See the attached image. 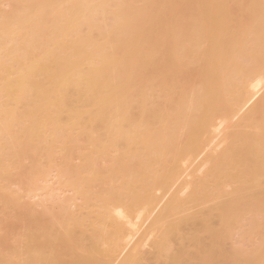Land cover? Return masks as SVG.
Instances as JSON below:
<instances>
[{
  "label": "bare ground",
  "instance_id": "1",
  "mask_svg": "<svg viewBox=\"0 0 264 264\" xmlns=\"http://www.w3.org/2000/svg\"><path fill=\"white\" fill-rule=\"evenodd\" d=\"M263 90L264 0H0V264H264ZM56 164L82 214L3 192Z\"/></svg>",
  "mask_w": 264,
  "mask_h": 264
},
{
  "label": "rangeland",
  "instance_id": "2",
  "mask_svg": "<svg viewBox=\"0 0 264 264\" xmlns=\"http://www.w3.org/2000/svg\"><path fill=\"white\" fill-rule=\"evenodd\" d=\"M6 2L7 1H3L1 3L3 4V7L2 6L1 7L5 10H8L10 6L8 3L6 4ZM262 97H264V90L257 97L255 102L261 99ZM240 117L241 115L235 117V121L238 120ZM222 135L223 134H221L216 140L217 144L221 142ZM217 148H218V152L221 151L224 148V143H220V145ZM74 160L76 164L80 163V161H78L77 158ZM200 161L201 160H199L197 163H195L193 166L189 168L188 174L192 173L193 171L194 172L193 174H195V176H199V177L203 176L205 168L204 169L199 168L198 164ZM58 166L59 165L56 164L53 167H51L48 170V173L45 177H40L39 179H35L33 183L30 182L29 178L19 179L14 175L11 181H6L3 183V186L5 187V190L3 192L6 193L10 198H14L15 200L16 198L19 199L20 201V204L18 202L19 208L22 206L24 208H27V210L29 208L30 211L33 213L36 211L37 213L43 214L44 212V215L47 216L50 214L53 215L56 214L57 216H61L64 213V211L72 212V213L74 212V214L76 212V214L78 215L82 214L79 213L80 211L77 212V210L82 208L79 205H83V201L80 198H76L75 196L76 194L73 188L66 182V177L59 172ZM187 181L189 182L190 180L188 179ZM188 191L189 189L188 190L185 189L183 192L184 194H186L188 193ZM61 207L63 208V211L61 210ZM84 211L85 212H83V214L86 213V210ZM17 214H16V209L13 208L12 205L3 206V202L0 201V237L4 239L3 242L0 241V248L2 247V243H5V245L9 247H14V246H16L17 248L18 246L20 247L19 245L20 239L24 237L25 232L23 230L24 228H22V224L17 219ZM252 219L253 216L251 214L246 215L245 220L243 221L245 227L248 226L249 222ZM147 225H149L148 222L143 225V227L140 229V233L137 236H135L132 243H136L142 238V235H144L143 234L144 231L148 227ZM242 229L240 230L238 229V231H241ZM235 233L236 232H234L233 234L234 237H232L233 238L232 244H235L239 240V242L236 243L237 246L241 245L245 249H248L251 242L249 240H246L244 242L241 241L242 236L238 234L242 233V231L238 234L236 233V236ZM150 242H151L150 239L146 240V243L144 244L143 247V251L146 252L152 251Z\"/></svg>",
  "mask_w": 264,
  "mask_h": 264
}]
</instances>
